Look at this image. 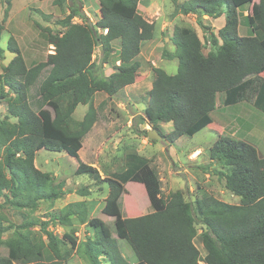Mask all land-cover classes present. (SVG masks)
Listing matches in <instances>:
<instances>
[{"label":"trees","instance_id":"1","mask_svg":"<svg viewBox=\"0 0 264 264\" xmlns=\"http://www.w3.org/2000/svg\"><path fill=\"white\" fill-rule=\"evenodd\" d=\"M65 0H56L57 4ZM142 0H98L100 20L90 23L83 11L82 0H71L69 14L58 24L60 34L46 29L48 44L54 53L34 66L28 67L18 41L8 40L7 51L14 54L12 61L0 74V103L6 102L8 114L0 116V247L7 254L0 255V264H64L69 251L82 253L89 264H131L122 254L119 242L110 227L100 218L88 221L86 201L68 204L49 222L71 226L74 217L79 223L94 229L93 238L79 244L69 234L59 238L40 223L24 218L13 235L3 239L10 228L2 212L9 205L34 213L41 202L54 203L70 194L64 183H56L49 173L35 167L36 153L42 149L65 152L76 159L75 175H89L97 183L109 188L102 213L115 220L119 239L126 240L137 257L135 264H264V157L256 147L234 137L219 135L209 149L210 159L230 171H217L225 181V188L239 198L237 204H228L212 196H203L194 203L186 201L183 193L164 197L157 171L148 159L131 155L125 158L121 173L102 178L98 169L82 162L79 152L84 137L98 120L103 101L94 106V96L103 92L109 97L133 85L141 67L137 60L145 42L153 39L154 24L138 11ZM236 0H173L175 12L208 16L218 19L225 15V25L214 33L210 27L199 24L208 35L212 50L204 53V43L190 28H175L171 42L175 52L164 51L163 58L179 61L176 75L154 67L152 89L144 116L136 125H150L169 145L181 137H193L212 125L211 113L216 109V97L225 94V106L237 104L247 97L251 85L248 78L264 74V0L252 5L247 17L250 36L240 35V13ZM78 18L81 24L74 23ZM107 30L99 35L98 30ZM4 27L0 22V58ZM120 42V65L105 74V66L114 52L113 42ZM97 47H102L99 63L93 61ZM38 85V93L30 94ZM14 96L11 98V96ZM264 80L255 106L264 112ZM80 106H88L83 119L72 123ZM51 110V113L49 110ZM14 119V121H12ZM162 124H172V131L164 133ZM148 137V130L139 129ZM130 182L145 187L153 212L133 218H124L120 204ZM90 195L87 189L79 191ZM197 225L204 229L201 241L205 249L202 257L194 240ZM40 226L48 243L37 238L33 228ZM51 252L46 259L44 249Z\"/></svg>","mask_w":264,"mask_h":264},{"label":"rangeland","instance_id":"2","mask_svg":"<svg viewBox=\"0 0 264 264\" xmlns=\"http://www.w3.org/2000/svg\"><path fill=\"white\" fill-rule=\"evenodd\" d=\"M56 0H0V22H2L4 31L2 34L1 47L5 50L4 57L0 58V74L7 66L14 54L7 51L8 40L12 36L21 48L23 57L28 67L34 66L42 61H46L49 54L54 53V47L48 44L47 36L50 34H60L64 31L58 21L64 19L70 12L72 6L71 0H65L60 4ZM188 0H177L183 3ZM259 0H236L240 13V34L241 36H250L251 29L247 22V17L251 15L252 5ZM83 11L89 18L92 25H96L100 20L98 0H82ZM139 13L150 23L154 24L153 39L143 44L141 53L137 60L141 63L139 76L133 85L121 90L117 95L109 97L103 92H98L94 96V106H99L103 101L106 106L100 110L97 122L91 131L83 139V147L79 152V158L82 162L97 168L101 177L106 178L116 173H121L125 167V158L131 155H138L143 159H148L151 166L157 171L164 197H169L172 193H183L185 200L194 203L203 196H212L228 204H237L239 198L225 188V181L217 171L229 172L228 168H223L210 159L209 149L217 140L218 136H232V126H229V119H234L233 128L239 133L245 131L248 120V111L251 110L253 103L252 97L256 94L262 80L254 79V86L250 95V100L242 99L234 106H224V93L216 97V109L211 116L214 123L197 133L193 137L183 136L175 144L163 141L149 139L145 134L139 132V129L153 130L150 125L139 127L136 125L138 117L144 116V111L148 105V93L152 89L154 80V67L163 69L169 75H176L178 72L179 61L177 58H163V52H175V46L171 42L175 28H190L194 30L204 43V53L208 54L213 48L208 42V35L205 29L199 24L210 27L211 31H218L225 24V15L218 19L208 16L199 18L195 14L176 15L173 0H142L138 5ZM225 20V21H224ZM74 23L81 24L78 18ZM50 29L49 32H45ZM99 35H106L105 30L99 29ZM114 52L109 57V62L105 66V74L110 75L115 71L116 66L120 65V42H113ZM102 47H97L93 61L100 62ZM256 78V77H255ZM38 93V85L33 87L30 94ZM14 96L12 95L11 98ZM258 107V106H256ZM88 106H80L74 114V125L80 122L84 114L88 111ZM50 111V109H47ZM8 114L6 102L0 103V116L5 117ZM52 114V113H51ZM243 116L245 120L239 118ZM217 120V123H216ZM14 121V119H12ZM226 121V122H225ZM254 123L253 120L250 121ZM219 123L225 124L226 130H223ZM163 132L172 131L171 124L161 125ZM238 138L240 134H235ZM262 135L261 140L263 141ZM236 138V137H234ZM236 138V139H238ZM261 144V143H260ZM263 152L264 147L260 145ZM1 158V153H0ZM35 167L44 173L51 174L56 183H64V189L70 194L66 195L54 203L41 202L39 208L34 213L27 210H18L9 205L2 209L7 217L6 226L10 230L3 235V239H9L24 218L40 223H47L54 214H60V211L68 204L86 201L89 206L88 221L92 218H100L111 229L112 236L119 242L123 256L131 263L137 262L136 255L132 252L128 242L119 239L116 233L115 220L112 217L102 213L105 200L109 193L107 183H97L89 175H75L78 163L76 159L70 157L65 152H51L42 149L36 153ZM126 194L120 204L121 212L124 218L139 217L153 212L148 199L145 187L142 184L130 182L125 185ZM87 189L90 192L88 196H82L79 191ZM2 200L0 203H3ZM71 226H61L58 223L49 222L46 228L59 238L64 234L73 237L78 245L83 244L89 238L95 235L94 229L88 222L81 224L76 217L73 218ZM198 235L194 243L201 250L202 255L206 252L201 241L203 227L197 225ZM37 238L43 237L48 243L44 231L40 226L33 228ZM64 251H69V259L64 264H89L81 252L71 250V245L66 241ZM5 246L0 247V255L7 254ZM46 259H50L51 252L46 247L44 249ZM103 264H107L105 261Z\"/></svg>","mask_w":264,"mask_h":264},{"label":"crops","instance_id":"3","mask_svg":"<svg viewBox=\"0 0 264 264\" xmlns=\"http://www.w3.org/2000/svg\"><path fill=\"white\" fill-rule=\"evenodd\" d=\"M225 21V20H224ZM225 25V24H224ZM239 31H240V29H239ZM241 35V34H240ZM143 47V46H142ZM141 64V63H140ZM256 77V78H255ZM254 79L255 80H259V82L262 80V84H263V80H264V74H263V76L262 77H257V76H254V77H250V78H248V81H249V83H251V85L249 86V88H247V97L245 98V99H247V100H250V95H251V92H252V89H253V86H254ZM262 84L259 86V84H258V90H257V92H256V94L252 97V99H251V103H253V105H252V108H251V110H249L248 111V120H247V126H246V128L247 129H245V131L243 132V131H241L240 133H239V131H237V129L236 128H233V126H234V123H236L235 122V120L232 118V119H229L230 120V122H229V125H228V128H229V126H232V136L233 137H236V138H238L235 134L236 133H238V134H240L241 136L238 138V139H241V140H244V141H246V142H248L249 144H251V145H253L254 147H256L257 148V150H258V152H259V155L261 156V157H264V150H263V152L261 151V148H260V145H262L263 147H264V140L262 141L261 140V138H262V135L264 136V112L261 110V109H259V108H257L256 106H255V101H256V98H257V96H258V93H259V91H260V89H261V87H262ZM262 99H264V96L262 97ZM224 103H220L219 104V108L221 109V108H223L224 106ZM236 105V104H235ZM231 106H234V105H231ZM226 107H228V106H226ZM215 111V110H214ZM213 113V112H212ZM211 113V114H212ZM212 117V116H211ZM213 118V117H212ZM239 118L241 119V120H245L244 119V117L243 116H240L239 115ZM213 120V123H214V119H212ZM251 120H253L254 121V123H251L250 121ZM226 122V121H225ZM212 123V124H213ZM216 123H217V120H216ZM218 124V123H217ZM163 125V124H162ZM224 125L225 124H221V123H219V126L223 129V130H226L227 129V127H224ZM171 126H172V124H171ZM264 138V137H263ZM261 143V144H260ZM204 248V247H203ZM200 250V249H199ZM205 250V249H204ZM200 252H201V250H200ZM201 255H202V253H201ZM205 255H202V257H204ZM201 264H204V263H202L201 262Z\"/></svg>","mask_w":264,"mask_h":264},{"label":"water","instance_id":"4","mask_svg":"<svg viewBox=\"0 0 264 264\" xmlns=\"http://www.w3.org/2000/svg\"><path fill=\"white\" fill-rule=\"evenodd\" d=\"M148 138L155 141H163V136L154 129L148 132Z\"/></svg>","mask_w":264,"mask_h":264},{"label":"built area","instance_id":"5","mask_svg":"<svg viewBox=\"0 0 264 264\" xmlns=\"http://www.w3.org/2000/svg\"><path fill=\"white\" fill-rule=\"evenodd\" d=\"M107 32H108V31H107V30H105V33H106V34H107Z\"/></svg>","mask_w":264,"mask_h":264}]
</instances>
